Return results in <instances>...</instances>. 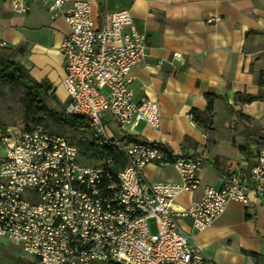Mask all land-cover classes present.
Wrapping results in <instances>:
<instances>
[{
  "label": "built area",
  "instance_id": "built-area-1",
  "mask_svg": "<svg viewBox=\"0 0 264 264\" xmlns=\"http://www.w3.org/2000/svg\"><path fill=\"white\" fill-rule=\"evenodd\" d=\"M7 1L19 14L39 1L51 19L63 18L68 27L59 46L65 112L83 116L97 147H109L112 154L86 165L78 147L63 135L14 128L0 133V236L19 243L39 264H214L176 219L188 217L201 231L229 200L248 204L249 194L264 196V146L251 164L230 162L221 187L205 185L189 205L174 209L179 194L201 186L204 155L166 156L162 144L131 133L138 120L158 127L160 111L155 99L133 97L131 69L145 59L147 39L130 12L117 8L98 19L87 0L68 6V0ZM105 112L117 128L113 136ZM115 155L125 163L112 172ZM148 164L172 165L179 181H147L143 170Z\"/></svg>",
  "mask_w": 264,
  "mask_h": 264
},
{
  "label": "crops",
  "instance_id": "crops-1",
  "mask_svg": "<svg viewBox=\"0 0 264 264\" xmlns=\"http://www.w3.org/2000/svg\"><path fill=\"white\" fill-rule=\"evenodd\" d=\"M87 1L98 19L105 11L126 8L137 31L146 36L147 55L132 67L130 87L135 100L147 96L158 102L160 122L153 127L138 120L131 133L174 153L204 155L201 186L179 194L174 209L189 205L205 185L221 187L230 162H253L264 146V0ZM212 16L218 19L209 21ZM67 33L63 18L51 19L42 2L19 14L7 0H0V46L24 44L23 65L37 80H48L53 92L54 84L62 88L64 60L59 46ZM210 90L218 97L207 119L198 117L196 122L191 110L205 109V93ZM63 96L67 103L64 90ZM104 121L115 135L117 128L107 112ZM143 174L150 182L179 181L172 165L148 164ZM176 221L214 264H264V196L249 194L248 204L229 200L201 231L188 217ZM0 264L39 262L19 243L0 236Z\"/></svg>",
  "mask_w": 264,
  "mask_h": 264
},
{
  "label": "trees",
  "instance_id": "trees-1",
  "mask_svg": "<svg viewBox=\"0 0 264 264\" xmlns=\"http://www.w3.org/2000/svg\"><path fill=\"white\" fill-rule=\"evenodd\" d=\"M24 44H19L14 47L0 46V84L8 86L11 89L21 91L20 102L23 106V117L26 123L24 129L32 130L35 126H43L49 133L63 135L70 133L74 143L81 154L87 155V158L97 162L102 157L112 154V149L109 147L99 149L91 138L87 120L80 115L65 112L64 107L58 109L48 105V100L55 97V93L51 90V84L48 80H37L28 68H26L18 57L25 54ZM50 91V93H48ZM207 104L204 110L192 108L193 118L198 122V117L207 119V114L212 110V101L218 97L213 91L205 93ZM236 114V113H235ZM239 116L243 114L239 113ZM247 117V116H244ZM54 128H61V132H55ZM55 132V133H53ZM258 130L254 133L257 136ZM160 149L166 156L170 155V149L164 145H159ZM116 164L110 166V170L115 172L118 166L125 163L123 156L115 155ZM256 257L257 254H253ZM108 264H119L109 261Z\"/></svg>",
  "mask_w": 264,
  "mask_h": 264
},
{
  "label": "rangeland",
  "instance_id": "rangeland-1",
  "mask_svg": "<svg viewBox=\"0 0 264 264\" xmlns=\"http://www.w3.org/2000/svg\"><path fill=\"white\" fill-rule=\"evenodd\" d=\"M19 61L24 64L22 57H18ZM48 62V61H46ZM54 93L55 97H52L48 100V105L52 108L58 109L60 107H64V96L62 88L54 84ZM21 91L14 90L9 88L8 86L0 84V133L5 132L8 129H24L25 125L31 126L30 123H26L23 117V106L20 102ZM36 130H41L48 132L43 126H35L33 127ZM52 130H56L55 132H61V128H54ZM109 133L112 134L113 130L108 129ZM53 132V133H55ZM49 133V132H48ZM69 141H74L70 133H64ZM1 146V145H0ZM2 148V146H1ZM3 149V148H2ZM80 160L82 163L86 165H92L96 162L90 158H87V155L81 154ZM153 220H150V224L152 226ZM3 242H9L6 239H2ZM98 264H108L105 261L99 262Z\"/></svg>",
  "mask_w": 264,
  "mask_h": 264
}]
</instances>
